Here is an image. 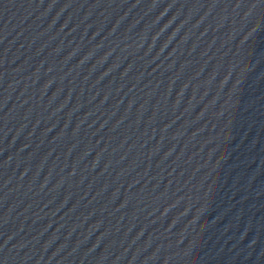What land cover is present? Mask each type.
<instances>
[{
	"label": "water",
	"instance_id": "water-1",
	"mask_svg": "<svg viewBox=\"0 0 264 264\" xmlns=\"http://www.w3.org/2000/svg\"><path fill=\"white\" fill-rule=\"evenodd\" d=\"M0 264H264V0H0Z\"/></svg>",
	"mask_w": 264,
	"mask_h": 264
}]
</instances>
